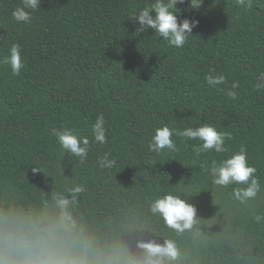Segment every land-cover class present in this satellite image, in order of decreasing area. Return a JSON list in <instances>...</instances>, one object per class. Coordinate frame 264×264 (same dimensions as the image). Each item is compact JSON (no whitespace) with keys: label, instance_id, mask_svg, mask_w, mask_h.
Masks as SVG:
<instances>
[{"label":"trees","instance_id":"16d2710c","mask_svg":"<svg viewBox=\"0 0 264 264\" xmlns=\"http://www.w3.org/2000/svg\"><path fill=\"white\" fill-rule=\"evenodd\" d=\"M154 2L42 0L18 23L22 0H0V59L19 44L24 63L19 76L0 65V264H145L139 242L169 240L177 256L164 264H264V0H183L178 19L198 24L182 48L130 17ZM212 69L225 84H207ZM101 113L107 143H92ZM204 123L231 133L226 153L197 158L201 141L175 135L176 151L148 150L158 127ZM53 127L88 136L85 163L64 155ZM241 146L259 184L243 201L234 190L251 178L221 186L210 173ZM168 193L196 209L191 228L152 212Z\"/></svg>","mask_w":264,"mask_h":264},{"label":"clouds","instance_id":"9594fccd","mask_svg":"<svg viewBox=\"0 0 264 264\" xmlns=\"http://www.w3.org/2000/svg\"><path fill=\"white\" fill-rule=\"evenodd\" d=\"M41 2L42 0H22L21 6L13 10L12 18L18 23H31L32 13L40 8ZM182 2L183 0H167V2L166 0H155L154 3L142 8L138 13L130 15V17L134 23L139 24L138 28L140 32H146L151 28L155 31V34H159L170 46L182 48L188 41L189 36L192 35L193 28L198 24L196 20L185 18L180 21L178 19L177 13L179 9L177 8V4ZM237 3L244 6L245 0H237ZM248 6H251L250 0ZM153 12H155V15H153ZM0 65L9 66L12 75L19 76L24 67L21 46L19 44H12L9 54L0 59ZM213 73H215V69H212L205 77L210 87H217L226 83V77L223 73ZM238 87L239 81H233L231 87L225 90V95L235 100L238 95L236 91ZM255 88L257 91L264 92V73L257 76ZM105 125L106 120L101 113L91 126L94 137L92 143H107V129ZM50 132L57 139L60 147L63 149L64 155L67 153L71 157H78L81 164L85 163L90 148L88 136L81 135L67 127L62 129L53 127ZM173 135L182 137L185 140L201 141L198 146H193V151L197 158L202 153L209 151L226 153L228 149L225 146V141L232 139L231 133L220 131L215 126L207 123L199 127H188L183 130H176L170 128L168 125H164L155 129V134L148 142V150L157 154L163 153L165 150L176 151L177 145L173 139ZM114 163L115 161L110 158L109 153H105L98 161L101 169H110ZM202 167H204L205 171H208L206 166L202 165ZM41 170L39 167L32 169L33 173H38ZM256 171V167L249 163L247 151L243 146L225 159L219 161L213 160L210 167L212 181L215 185L227 186L231 183H247L251 178L249 187L234 190L235 197L241 201L256 195L259 188L257 178L254 176ZM83 190L82 185L75 188V192L77 193ZM60 203L64 206L68 202L62 200ZM151 210L153 213L161 214L169 226L180 231L191 228L196 215L194 206L171 193L158 198L152 204ZM138 246L145 249L149 254L145 264H164V257L174 260L177 256L175 244L170 240L166 241L164 245L158 244L155 241H141ZM156 256L161 257V259H152V257Z\"/></svg>","mask_w":264,"mask_h":264}]
</instances>
